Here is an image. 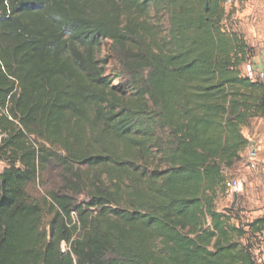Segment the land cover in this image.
I'll use <instances>...</instances> for the list:
<instances>
[{
    "label": "trees",
    "instance_id": "1",
    "mask_svg": "<svg viewBox=\"0 0 264 264\" xmlns=\"http://www.w3.org/2000/svg\"><path fill=\"white\" fill-rule=\"evenodd\" d=\"M227 2L0 0V264H264L217 207L264 117Z\"/></svg>",
    "mask_w": 264,
    "mask_h": 264
},
{
    "label": "rangeland",
    "instance_id": "2",
    "mask_svg": "<svg viewBox=\"0 0 264 264\" xmlns=\"http://www.w3.org/2000/svg\"><path fill=\"white\" fill-rule=\"evenodd\" d=\"M227 18L225 24L227 28L232 30H238L242 32L245 37L253 32H257L258 28L264 22V0H231L226 4ZM255 29V30H254ZM248 30V32H247ZM249 38V39H248ZM247 39L248 44L251 45L252 35ZM105 49V48H104ZM106 51H103V55ZM107 70L109 71L113 61H109ZM245 67L242 66V70ZM115 82L114 84H117ZM255 121L253 119L247 128H252V124ZM247 128L244 129V134H247ZM243 159L228 172V177L231 179L242 180V185L239 189L229 191L228 194L220 196L217 200V207L223 211L227 207H236L239 211L242 210V214L252 219L255 216V211L261 209L260 195L264 194V168L262 165H258L257 161L253 158L254 155L249 153L246 156L245 152L242 155ZM252 161L251 164L248 162ZM4 168V163L0 162V170ZM57 169L50 166L45 176L48 179V186L52 185L55 180H58ZM33 192L38 194L42 193L39 186L32 188ZM241 200L242 203H241ZM62 250H67L65 242L62 243ZM260 261V260H259Z\"/></svg>",
    "mask_w": 264,
    "mask_h": 264
},
{
    "label": "crops",
    "instance_id": "3",
    "mask_svg": "<svg viewBox=\"0 0 264 264\" xmlns=\"http://www.w3.org/2000/svg\"><path fill=\"white\" fill-rule=\"evenodd\" d=\"M242 32H244V30H242ZM251 32L252 33L247 36L249 37L250 35H252V39H254L252 40L251 45L256 49L252 61H254L257 67L261 68L264 65V22L260 26V28H258L257 32ZM247 134L248 135L246 136L252 141V143L251 146L244 152L246 156H248L249 153L254 155L253 158L257 161V164L262 165L264 168V117L255 119L252 124V128H247ZM248 163L251 164L252 161ZM242 201L243 200H241V203ZM259 203L261 204V209L259 208V210L255 211L254 217H257L264 213V194L260 195ZM260 239V243L256 246V254L259 260L264 262V233L262 234Z\"/></svg>",
    "mask_w": 264,
    "mask_h": 264
},
{
    "label": "built area",
    "instance_id": "4",
    "mask_svg": "<svg viewBox=\"0 0 264 264\" xmlns=\"http://www.w3.org/2000/svg\"><path fill=\"white\" fill-rule=\"evenodd\" d=\"M227 3H230L231 0H227ZM245 74L247 77H249L252 80H260L264 83V65L259 68L256 66L254 61H251L245 65L244 68ZM242 180L240 179H230L227 182V186L229 188V191L237 190L241 187Z\"/></svg>",
    "mask_w": 264,
    "mask_h": 264
}]
</instances>
